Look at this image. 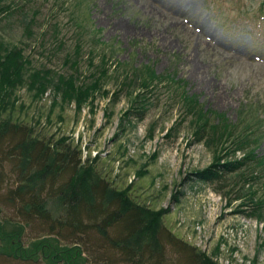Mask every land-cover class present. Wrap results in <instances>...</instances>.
Returning <instances> with one entry per match:
<instances>
[{
    "label": "rangeland",
    "instance_id": "374dc122",
    "mask_svg": "<svg viewBox=\"0 0 264 264\" xmlns=\"http://www.w3.org/2000/svg\"><path fill=\"white\" fill-rule=\"evenodd\" d=\"M2 1L11 9L0 13V37L23 46L33 70H51L57 79L76 73L77 60L76 75L86 79L96 68L108 69L93 109L90 102L79 112L74 101L62 102L53 86L36 98L26 84L17 90L26 108H10L4 116L34 125L37 136H69L73 147L81 145L84 159L100 155L99 175L117 189L132 185L130 195L141 205L168 209L163 226L218 264H264V215L237 213L240 202L229 205L233 191L246 192L249 186L243 188L235 173L220 181L196 178L197 171L213 163L214 148L195 140L180 93L174 92L183 89L185 96L231 122L240 119L246 103L259 106L264 118V0ZM146 65L164 80L142 92L122 120L135 91V86L123 87V81L138 72L136 67L146 71ZM141 108L145 114L139 119ZM256 151L264 156V132ZM17 177L10 162L0 187V264H62L35 251L33 241L55 242V237L60 246L83 240V258L71 264H124L114 260L122 255L103 246L96 232L84 238L56 228V236L49 234L54 220L26 219L9 202ZM254 188L264 194L262 180ZM58 201L48 196L46 208L63 219Z\"/></svg>",
    "mask_w": 264,
    "mask_h": 264
},
{
    "label": "trees",
    "instance_id": "16d2710c",
    "mask_svg": "<svg viewBox=\"0 0 264 264\" xmlns=\"http://www.w3.org/2000/svg\"><path fill=\"white\" fill-rule=\"evenodd\" d=\"M9 9L11 7L0 0V13ZM34 17L33 15V19L27 23L28 33H32ZM76 51H81L80 44H77ZM73 64H76L77 73L78 61L75 60ZM90 64L91 67H96L93 60ZM31 65L32 60L25 54L23 46L9 45L0 37V187L5 179L6 166L10 162H13V173L18 176L16 181L19 183L9 191V202L13 201L11 203L24 212L26 219L37 218L44 222L54 220L50 226L51 235L58 234L55 233L56 228L79 233L84 238L90 231L96 232L98 238H103V246L116 249L122 255L123 258L119 255L114 259L117 262L218 264L205 252L163 226L162 218L168 209L155 210L141 205L130 195L132 185H128V189H117L99 175L96 162L100 155L92 157L90 153L84 159L81 145L73 147L69 136L57 139L55 135L37 136L34 125L29 126L4 116L10 108H26L24 103L19 102L17 95V90L26 84L30 90L35 91L36 98L42 97L53 86L62 102L74 101L79 112L90 102L93 109L97 93L101 91L103 80L108 76V69L104 66L92 70L86 79L85 76L82 78V74L78 76L76 73L69 76L58 75L55 79L51 70H33ZM145 67L146 71H142L144 67H136L134 70L138 72L132 74V77L127 76L123 81V87L135 86V91L131 92V108L122 120L128 118L142 97V92L154 84L155 80H164L163 76L155 75L149 65ZM135 78L138 79V85H135ZM175 83L171 86L174 87ZM182 91L180 88L174 92L180 93L183 109L195 129V140L214 148L213 163L197 171L196 178L202 181H220L227 174H237L242 180V187H249L246 192H242V189L230 191L233 197L230 198L229 205L240 202L235 209L237 213H247L262 219L264 194L260 195L258 189L254 188L259 180L264 183V156L256 151L264 132V118H261L260 107L252 103L244 104L240 119L231 122L224 113L204 108L197 98L185 96ZM103 92L109 91L104 89ZM144 114V108L136 111L139 119ZM142 173L144 170L140 172ZM45 190L48 191V196L59 199L58 202L64 209L63 219L54 216L46 208L48 196H43ZM177 197L176 193L174 198ZM55 238V242H48L43 238L37 243L33 241L39 257H52L51 261L56 260L62 264H71L70 261L83 258V240L76 238L73 246H60ZM219 250L218 246L215 252Z\"/></svg>",
    "mask_w": 264,
    "mask_h": 264
},
{
    "label": "bare ground",
    "instance_id": "6f19581e",
    "mask_svg": "<svg viewBox=\"0 0 264 264\" xmlns=\"http://www.w3.org/2000/svg\"><path fill=\"white\" fill-rule=\"evenodd\" d=\"M127 189H128V187H127Z\"/></svg>",
    "mask_w": 264,
    "mask_h": 264
}]
</instances>
